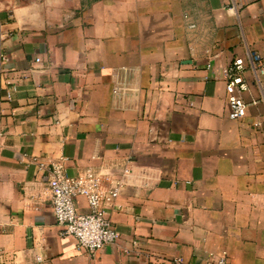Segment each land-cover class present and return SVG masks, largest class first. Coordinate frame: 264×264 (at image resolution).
Here are the masks:
<instances>
[{"label": "crops", "instance_id": "crops-1", "mask_svg": "<svg viewBox=\"0 0 264 264\" xmlns=\"http://www.w3.org/2000/svg\"><path fill=\"white\" fill-rule=\"evenodd\" d=\"M0 23V264H264V0H0ZM39 162L118 185L114 242L62 233Z\"/></svg>", "mask_w": 264, "mask_h": 264}, {"label": "built area", "instance_id": "built-area-1", "mask_svg": "<svg viewBox=\"0 0 264 264\" xmlns=\"http://www.w3.org/2000/svg\"><path fill=\"white\" fill-rule=\"evenodd\" d=\"M0 23V57L3 59ZM250 64L263 77L264 95V50L252 52L249 55ZM246 65L241 57L234 58L223 70L225 90L232 118L245 115L246 103L237 94L247 89V82L243 77ZM10 98V94H7ZM40 169L48 168V187L51 193L52 211L57 224L63 227L64 235H71L80 247L91 252L103 245L114 242L118 231L111 224L104 209L105 202H111L118 195V185L104 187L100 176L90 167L76 175L69 176L64 172L61 164L51 162L50 167L39 162ZM83 196L88 205L87 212L76 209V198ZM223 261H220L222 263Z\"/></svg>", "mask_w": 264, "mask_h": 264}]
</instances>
